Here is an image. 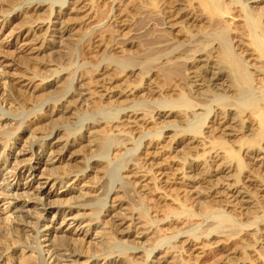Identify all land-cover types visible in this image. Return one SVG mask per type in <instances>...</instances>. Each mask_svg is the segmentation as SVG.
Listing matches in <instances>:
<instances>
[{"label": "bare ground", "instance_id": "1", "mask_svg": "<svg viewBox=\"0 0 264 264\" xmlns=\"http://www.w3.org/2000/svg\"><path fill=\"white\" fill-rule=\"evenodd\" d=\"M104 5L131 31L141 25L133 55L116 51L132 35H96L103 12L91 0L1 6L0 264H252L231 248L264 220V0ZM55 115L67 123L48 126Z\"/></svg>", "mask_w": 264, "mask_h": 264}, {"label": "rangeland", "instance_id": "2", "mask_svg": "<svg viewBox=\"0 0 264 264\" xmlns=\"http://www.w3.org/2000/svg\"><path fill=\"white\" fill-rule=\"evenodd\" d=\"M109 1V0H108ZM107 0H91V5L93 6V8H95V9H97V10H99V11H102L103 13H102V16H101V19H100V21H99V23L100 24H98L97 23V26L98 27H100V28H98V30L99 31H96L95 33H96V35L99 37V38H103L104 39V41H106L107 42V40H108V42L107 43H112L111 42V39H109V38H128V37H130L131 35V38H137L136 39V41H137V43L135 44V46L132 44L131 46H126V47H121L119 50L117 49H115L116 47H113L117 52L118 51H120V52H125L126 54H129V52H130V55H133L137 50H138V48H140V47H142L143 46V43H144V39L143 40H141V38H146V34H145V32L143 31V29H141V25H139V26H137L136 28H135V30L134 31H131V28L128 26L129 25V22L127 23L128 25V27H126L125 25L124 26H122V24L120 23H118V20H116V19H114V20H112V19H110V17L108 16L109 14V7H108V9H107V7H105V3L106 2H108ZM111 1V0H110ZM6 2V0H0V9H2V5H3V3H5ZM103 9V10H102ZM105 9V10H104ZM1 11V10H0ZM108 12V13H107ZM108 14V15H107ZM233 14H239V13H233ZM112 17H115V15H114V13H113V16ZM109 20V21H108ZM233 30H232V28H231V30H232V35L231 36H229V38H237V37H235V36H238V35H236V34H239L240 32H241V28L239 27V26H237V24H233ZM0 28H4V24H1L0 23ZM137 29V30H136ZM143 31H141V30ZM8 31H9V29H7ZM7 30H5V32H4V34H7ZM116 35V36H115ZM156 38H161V37H156ZM106 39V40H105ZM156 41V42H155ZM155 41H153V43H151V45H150V48H149V51L148 50H146V51H144V53H143V58L138 62V65H137V68H139L140 70H141V72L143 73V75H146V73L150 70V69H153V66H155V64L157 63V57H156V55L158 54V52H159V50L161 49V47L163 46L162 45V43L160 42V41H157V40H155ZM4 42H7V43H13L14 44V42H15V39H12V38H6V39H4ZM155 42V43H154ZM113 44V43H112ZM116 45H118V42L117 43H115ZM238 44H240V43H238ZM237 44V45H238ZM145 46V45H144ZM125 48V49H124ZM147 48V46L145 47V49ZM238 49H241L242 48V51H244V48L242 47V45H238V47H237ZM114 49H113V51H112V53H114ZM130 49V50H129ZM141 49V48H140ZM142 49H144V47L142 48ZM144 49V50H145ZM12 51L14 50L13 48L11 49ZM84 51V50H83ZM115 51V52H116ZM84 54V52H82L81 51V49L79 50V48H75V50H74V58L76 59V58H79V57H81L82 55ZM144 70V71H143ZM147 71V72H146ZM139 75L140 74H138V75H133L132 77H129V78H127L128 80H126L125 82H126V84L127 85H131V86H133V85H136V84H138V83H140L139 82ZM156 79H158V78H156ZM159 80V79H158ZM158 80H155L154 81V83H150V85L149 86H151V85H154V86H157L158 85V83L159 84H161L160 83V80L158 81ZM145 84V81L143 80V82H142V84L141 85H144ZM156 83V84H155ZM125 83H123L122 85H126ZM161 86V85H160ZM159 85L157 86V87H160ZM143 88V87H142ZM146 88H148V87H144V89L146 90ZM160 89V88H159ZM142 90V89H141ZM156 90H157V88H156ZM50 91V92H49ZM48 92L49 93H51V94H53L54 93V90L53 89H50ZM146 92V91H145ZM148 94H150V96L148 95ZM148 95V96H147ZM153 95V96H152ZM146 98H148V97H150V98H148V99H150V100H154V99H156V97H157V95H155V94H151V93H147L146 94V96H145ZM145 97L143 98L142 97V99H145ZM153 98V99H152ZM80 111V110H79ZM262 114H263V116H264V110H261L260 111ZM62 121V122H61ZM158 121L159 120H155V121H152V123H158ZM47 122V124H48V126H50V127H53V125L55 126V125H65L66 123H67V121L66 120H64V117L62 118V116L61 115H55L54 117H53V119L52 120H48V121H46ZM158 124H160V125H158V126H162V125H164V124H162V123H158ZM209 126H210V124H208ZM80 126V125H79ZM79 129V128H78ZM263 129H264V126H263ZM210 130V129H209ZM208 130V131H209ZM164 132H166V131H164ZM203 132H207V129L206 130H204ZM165 135H167L168 136V138L170 139V137H171V133H169V134H165ZM211 135V137L213 136V134L211 133L210 134ZM163 142L164 141H162V144H163ZM213 142H215V141H213ZM179 150V149H178ZM174 155V154H173ZM182 156V153H177V154H175V158H176V160L178 159V157H181ZM178 156V157H177ZM241 157V156H240ZM180 158H179V161H178V163L180 162ZM248 161V160H247ZM181 162H183V160H181ZM180 162V163H181ZM257 173H258V171H257ZM257 173H255L254 175H255V177H256V174ZM243 175H245V174H243ZM108 179H110L111 180V182L112 181H114V180H116V178H117V168L116 167H113L110 171H109V175H108ZM257 177H258V180L257 181H261V182H263L264 181V176H260V173H258V175H257ZM257 177H256V179H257ZM264 183V182H263ZM115 186H117V183L115 184ZM175 194V193H174ZM176 195H178L177 193H176ZM259 196H260V198H259V202L261 203V205H262V202H263V205H264V192L263 193H261V194H259ZM262 196V197H261ZM181 198V195H178L177 196V198ZM176 198V199H177ZM178 199L179 201H178V203H177V201H176V203L177 204H179V205H185L186 203L183 201L184 199L183 198H181V199ZM183 199V200H182ZM262 201V202H261ZM180 202V203H179ZM182 202V203H181ZM183 203H185V204H183ZM222 202H219V203H215L213 206H218L219 205V207H221L223 204H221ZM218 204V205H217ZM221 204V205H220ZM101 211V210H100ZM99 211V212H100ZM98 212V213H99ZM230 214L231 215H233L234 217H236L237 218V220L239 221V220H241V219H243V217L242 216H237V214L236 213H234V212H232V211H230ZM47 217H50V215H48ZM2 225L0 224V243H2V244H5L6 243V238H7V229H3V227H1ZM254 226V227H253ZM252 226V230H253V232L255 231V234H259V233H261L262 231L261 230H263L264 229V220H259L258 219V221L254 224ZM3 230V231H2ZM2 233H4V234H2ZM251 233L252 232H250V231H247V233L245 232V234H244V232H243V234H242V236H240V238L238 239V242L235 244V246L233 247V248H231V247H229V248H231L232 250H235V251H237V259L240 257V258H243V259H246L247 261H249V262H251L252 264H261V261L264 259L263 258V256H264V254H261L260 252H258L257 253V248H256V242H257V239H258V234L257 235H255V236H253V235H251ZM237 234H239V235H241V232H238ZM247 234V235H246ZM248 234H250V236H248ZM244 235V236H243ZM4 236V237H3ZM257 238V239H256ZM2 240V241H1ZM255 251H256V253H255ZM155 253V251H153V252H151V254H154ZM260 253V254H259ZM262 257V258H261ZM239 258V259H240ZM8 262H10V261H8ZM213 264H217V262H212ZM211 263V264H212ZM8 264H10V263H8ZM219 264V263H218Z\"/></svg>", "mask_w": 264, "mask_h": 264}]
</instances>
